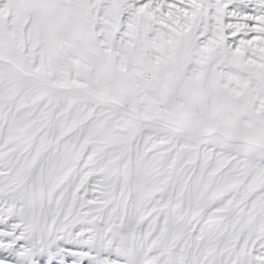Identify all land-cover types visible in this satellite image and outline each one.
<instances>
[{
    "label": "snow or ice",
    "instance_id": "snow-or-ice-1",
    "mask_svg": "<svg viewBox=\"0 0 264 264\" xmlns=\"http://www.w3.org/2000/svg\"><path fill=\"white\" fill-rule=\"evenodd\" d=\"M0 264H264V0H0Z\"/></svg>",
    "mask_w": 264,
    "mask_h": 264
}]
</instances>
